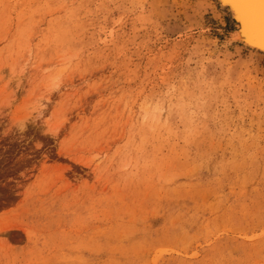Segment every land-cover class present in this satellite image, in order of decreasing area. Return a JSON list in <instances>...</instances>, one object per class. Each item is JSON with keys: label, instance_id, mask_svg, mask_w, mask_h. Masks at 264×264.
<instances>
[{"label": "rangeland", "instance_id": "374dc122", "mask_svg": "<svg viewBox=\"0 0 264 264\" xmlns=\"http://www.w3.org/2000/svg\"><path fill=\"white\" fill-rule=\"evenodd\" d=\"M216 0H0V264H264V55Z\"/></svg>", "mask_w": 264, "mask_h": 264}, {"label": "bare ground", "instance_id": "6f19581e", "mask_svg": "<svg viewBox=\"0 0 264 264\" xmlns=\"http://www.w3.org/2000/svg\"><path fill=\"white\" fill-rule=\"evenodd\" d=\"M221 9L229 12L230 19L235 24V29L229 32L228 43H236L242 48L264 55V35L256 32L258 17L255 11L243 0H216ZM252 26L253 30L252 31Z\"/></svg>", "mask_w": 264, "mask_h": 264}, {"label": "water", "instance_id": "95a60500", "mask_svg": "<svg viewBox=\"0 0 264 264\" xmlns=\"http://www.w3.org/2000/svg\"><path fill=\"white\" fill-rule=\"evenodd\" d=\"M244 3L249 5L256 13L255 17H258V23L256 25V32H259L264 35V0H243ZM252 31L253 26H252ZM264 45V41L260 43Z\"/></svg>", "mask_w": 264, "mask_h": 264}]
</instances>
